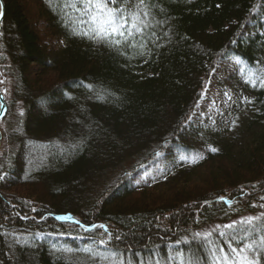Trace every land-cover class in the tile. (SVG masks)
I'll use <instances>...</instances> for the list:
<instances>
[{
    "label": "trees",
    "instance_id": "16d2710c",
    "mask_svg": "<svg viewBox=\"0 0 264 264\" xmlns=\"http://www.w3.org/2000/svg\"><path fill=\"white\" fill-rule=\"evenodd\" d=\"M3 1L0 264H212L251 240L264 264V0H115L149 13L120 46L75 35L68 0ZM229 59L237 102L190 122Z\"/></svg>",
    "mask_w": 264,
    "mask_h": 264
},
{
    "label": "snow or ice",
    "instance_id": "6c2138e0",
    "mask_svg": "<svg viewBox=\"0 0 264 264\" xmlns=\"http://www.w3.org/2000/svg\"><path fill=\"white\" fill-rule=\"evenodd\" d=\"M115 0H68L65 3V8H72L77 13L76 25L73 29L75 35L86 37L95 43L107 44L110 46H120L123 44H131L135 40V34L141 37L144 35V28L148 24L144 18L149 13H137L131 18L124 16V14L114 7ZM140 4L144 5L145 0H140ZM144 17V18H142ZM130 23V27H129ZM135 46V45H131ZM140 47H145L140 44ZM261 87H264V82H261ZM212 152H217L218 149L211 148ZM223 199V198H221ZM264 216V214H262ZM61 220H70V216L58 217ZM260 217H247L240 221L243 225H253ZM79 224V221H76ZM95 227V226H93ZM99 227L105 228V225ZM225 227L231 229L234 224L226 225ZM247 231V228L245 229ZM110 235V234H109ZM197 236L201 234L197 233ZM211 233L205 234V238ZM223 235V233H221ZM108 241L100 240V244H106ZM257 249L248 244L244 248H233L232 255L224 254L219 258V264H258L256 257ZM183 264V262H182Z\"/></svg>",
    "mask_w": 264,
    "mask_h": 264
},
{
    "label": "rangeland",
    "instance_id": "374dc122",
    "mask_svg": "<svg viewBox=\"0 0 264 264\" xmlns=\"http://www.w3.org/2000/svg\"><path fill=\"white\" fill-rule=\"evenodd\" d=\"M260 10V11H259ZM257 11L260 12L259 21L264 22V5L260 6ZM53 43H58L59 41L56 40V38L53 40ZM62 43V42H60ZM238 64L235 63L232 59H229L225 61L224 63H220L212 72L211 77L208 80L206 89L203 93L202 99L195 110L194 114L190 118V122L196 123V122H202L206 121L207 119L213 120L216 117H220L221 115H224L226 112V109L237 102L238 97L236 96V90L232 85L228 83V80L232 78L233 73L237 71ZM6 78L4 77V69L0 67V90L3 92V87L6 89ZM2 86V89H1ZM4 95V92H3ZM5 100V99H4ZM17 111V115H19ZM16 117V116H15ZM11 117L8 126L15 130L16 126V118ZM21 117V116H20ZM242 118V116H234L230 117V129H236L240 122L239 119ZM3 121V120H2ZM15 126V127H14ZM71 142V141H69ZM2 145V141H1ZM61 149V146L58 147ZM1 152V147H0ZM1 154V153H0ZM247 217H258V215H249V216H243L242 220H244ZM239 221V222H240ZM252 244L255 246V240L247 241L246 243L242 244L238 248H244L246 245ZM224 254L232 255V249L229 251H223L221 253H218L215 258L213 259L212 264H219V258L222 257ZM258 253L256 252V259L258 260ZM176 258V260H175ZM175 258L172 260L175 261V264H186L184 259L180 255H176ZM174 264V263H173ZM259 264V261H258Z\"/></svg>",
    "mask_w": 264,
    "mask_h": 264
},
{
    "label": "water",
    "instance_id": "95a60500",
    "mask_svg": "<svg viewBox=\"0 0 264 264\" xmlns=\"http://www.w3.org/2000/svg\"><path fill=\"white\" fill-rule=\"evenodd\" d=\"M0 3H1V10H0V31H1V25L3 22L4 12H5V5L3 0H0ZM0 102H1V107H0V123H1V120L4 117L7 110V104L4 100V95L1 90H0ZM1 141H2V132L0 127V147H1Z\"/></svg>",
    "mask_w": 264,
    "mask_h": 264
},
{
    "label": "bare ground",
    "instance_id": "6f19581e",
    "mask_svg": "<svg viewBox=\"0 0 264 264\" xmlns=\"http://www.w3.org/2000/svg\"><path fill=\"white\" fill-rule=\"evenodd\" d=\"M0 10H1V3H0ZM4 19V18H3Z\"/></svg>",
    "mask_w": 264,
    "mask_h": 264
}]
</instances>
